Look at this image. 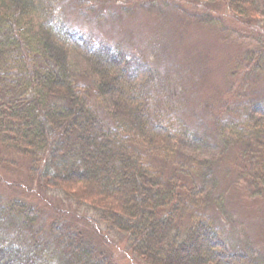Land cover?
<instances>
[{"label": "trees", "instance_id": "16d2710c", "mask_svg": "<svg viewBox=\"0 0 264 264\" xmlns=\"http://www.w3.org/2000/svg\"><path fill=\"white\" fill-rule=\"evenodd\" d=\"M63 1L0 0V147L27 157L42 189L93 211L142 264H263L254 252L233 250L205 214L210 194L187 170L203 175L209 160L190 167L178 160L182 146L203 145L155 93L156 76L145 66L141 78L128 73L123 54L67 26ZM93 1L69 0L77 7ZM196 1H219L240 20L260 14L257 0ZM262 54L246 58L242 70L262 71ZM71 56L85 64L83 72ZM153 97H161L158 106ZM240 109L242 120L219 127L225 103L214 123L220 136L241 146L240 178L258 198L264 196V98H249ZM36 219L32 207L0 199V264H112L58 223L44 236Z\"/></svg>", "mask_w": 264, "mask_h": 264}, {"label": "rangeland", "instance_id": "374dc122", "mask_svg": "<svg viewBox=\"0 0 264 264\" xmlns=\"http://www.w3.org/2000/svg\"><path fill=\"white\" fill-rule=\"evenodd\" d=\"M92 4L77 7L64 0L60 15L75 32L112 53L123 54L132 66L128 73L141 78L145 66L156 76L152 78L156 81L152 86L159 88L155 93L169 100L174 117L203 145L202 149L182 146L178 160L188 167L209 160L201 166L205 176L195 177L187 170L210 194L205 214L233 250L254 252L264 264V196H250L240 178L242 148L220 136L214 123L217 110L225 103L228 113L219 127H227L238 117L242 120L240 108L249 98H264V13L260 1L256 2L260 14L254 21L234 17L219 1L136 0L108 6L94 0ZM253 53H263L260 72L242 70ZM70 59L80 73L86 69L80 59ZM137 64L143 67L137 69ZM160 98L152 100L157 105ZM29 168L27 157L0 147L2 202L18 201L32 207L37 213L36 229L44 236H48L50 224L58 223L83 235L95 253L112 264H142L122 235L99 225L86 206L42 189Z\"/></svg>", "mask_w": 264, "mask_h": 264}]
</instances>
